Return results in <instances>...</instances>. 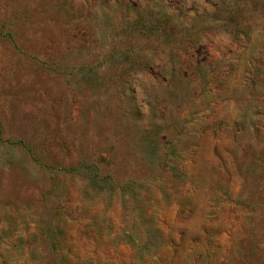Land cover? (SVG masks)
Segmentation results:
<instances>
[{"label": "rangeland", "instance_id": "374dc122", "mask_svg": "<svg viewBox=\"0 0 264 264\" xmlns=\"http://www.w3.org/2000/svg\"><path fill=\"white\" fill-rule=\"evenodd\" d=\"M0 264H264V0H0Z\"/></svg>", "mask_w": 264, "mask_h": 264}]
</instances>
